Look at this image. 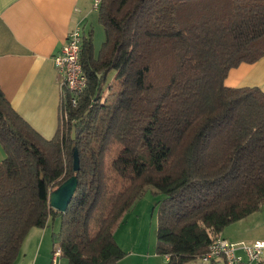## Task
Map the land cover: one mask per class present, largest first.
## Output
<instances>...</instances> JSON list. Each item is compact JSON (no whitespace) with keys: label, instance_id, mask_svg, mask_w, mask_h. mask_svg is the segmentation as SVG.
Segmentation results:
<instances>
[{"label":"trees","instance_id":"16d2710c","mask_svg":"<svg viewBox=\"0 0 264 264\" xmlns=\"http://www.w3.org/2000/svg\"><path fill=\"white\" fill-rule=\"evenodd\" d=\"M97 13L104 42L95 54L85 32L86 87L74 107L66 92L50 140L0 90V264L54 218L51 238L68 264H118L114 233L148 188L163 196L156 254L188 264L264 204V93L223 84L264 56V0H101ZM113 145L118 188L104 169ZM71 177L61 213L49 196Z\"/></svg>","mask_w":264,"mask_h":264},{"label":"crops","instance_id":"0c3cea01","mask_svg":"<svg viewBox=\"0 0 264 264\" xmlns=\"http://www.w3.org/2000/svg\"><path fill=\"white\" fill-rule=\"evenodd\" d=\"M93 1L0 0V90L18 116L46 140L56 134L60 124L61 76L52 57L60 51L69 30L76 24L85 32L90 27L94 43L91 21L97 11L92 9ZM223 84L234 89L258 88L264 93V56L253 64L242 63L230 69ZM127 215L114 233L120 248L124 246L122 232H128L134 225L125 219ZM46 227L29 231L13 264H68L63 256L52 261L55 244L53 233L48 235ZM259 228L253 226L230 235L232 241L225 240L230 243L260 240L264 234L256 235ZM246 237L247 241H243Z\"/></svg>","mask_w":264,"mask_h":264},{"label":"rangeland","instance_id":"374dc122","mask_svg":"<svg viewBox=\"0 0 264 264\" xmlns=\"http://www.w3.org/2000/svg\"><path fill=\"white\" fill-rule=\"evenodd\" d=\"M93 15L94 19L91 21V24L94 30L93 46L94 52L96 54L100 50L102 43L104 42L105 33L102 25L98 22V13H94ZM89 30L90 27L87 28V32ZM110 79H112V76L107 77V81L110 82ZM114 90H116L115 86ZM119 149L120 148L117 145H113L106 154L104 160V169L107 176V184L109 188L120 187V180L115 176L110 168V165L115 159ZM153 192L154 190L152 188H148L145 196L134 204L125 218L128 220L130 219L131 223L133 222L134 225L131 226V229L128 232H122L124 235V246L121 247V250L124 252L125 257L121 260V264H167V262L164 260V257L156 254L157 209L155 205L162 199L163 196L156 195ZM59 225V218L51 219L46 227L47 234L50 235L57 232ZM253 226L260 227L258 230H256V235L263 236L264 204L258 211V213H255L254 215L246 219L237 221L236 223H231L230 225L225 227L222 230L220 236L229 241L232 239L231 237H229L230 235L250 230ZM251 232H253V230H251L249 233ZM258 239L264 240V236ZM243 241H247V237L244 238ZM188 264L201 263L199 260H195L189 262Z\"/></svg>","mask_w":264,"mask_h":264},{"label":"built area","instance_id":"2783aa9c","mask_svg":"<svg viewBox=\"0 0 264 264\" xmlns=\"http://www.w3.org/2000/svg\"><path fill=\"white\" fill-rule=\"evenodd\" d=\"M101 0H94L92 9L98 11ZM85 31L79 25L69 30L60 51L52 57V63L61 76V102L66 92L70 96V105L76 106L78 95L86 87V79L80 63V50ZM62 112L60 111V116ZM61 256L59 247L52 251V261ZM166 262L169 256H164ZM201 264H264V241L256 240L247 243H230L220 236L207 248V251L198 259Z\"/></svg>","mask_w":264,"mask_h":264},{"label":"water","instance_id":"95a60500","mask_svg":"<svg viewBox=\"0 0 264 264\" xmlns=\"http://www.w3.org/2000/svg\"><path fill=\"white\" fill-rule=\"evenodd\" d=\"M73 170H79L77 154H74ZM77 187L76 177H71L61 184L56 190L50 193L49 206L61 213L65 212Z\"/></svg>","mask_w":264,"mask_h":264}]
</instances>
